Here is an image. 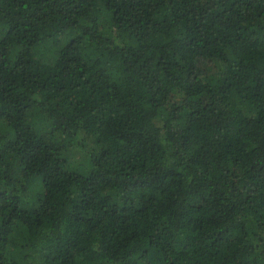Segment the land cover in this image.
<instances>
[{
  "label": "trees",
  "instance_id": "trees-1",
  "mask_svg": "<svg viewBox=\"0 0 264 264\" xmlns=\"http://www.w3.org/2000/svg\"><path fill=\"white\" fill-rule=\"evenodd\" d=\"M0 264H264V0H0Z\"/></svg>",
  "mask_w": 264,
  "mask_h": 264
}]
</instances>
